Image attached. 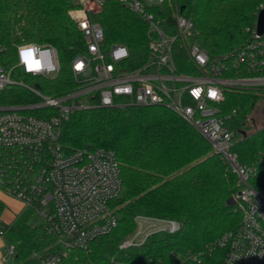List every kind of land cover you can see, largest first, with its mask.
Masks as SVG:
<instances>
[{"label": "built area", "instance_id": "built-area-1", "mask_svg": "<svg viewBox=\"0 0 264 264\" xmlns=\"http://www.w3.org/2000/svg\"><path fill=\"white\" fill-rule=\"evenodd\" d=\"M120 1L147 24L145 60L131 61L125 44H104V30L94 19L104 0H78L79 6L68 13L86 48L71 62L74 90L54 96L33 80L13 77L16 67L33 79L57 77L61 61L52 45L21 43L15 50L17 64L0 65V90L18 85L32 96L29 101L0 105V192L41 216L62 247L59 252L34 253L33 264H64L68 250H89L94 240L118 225L111 202L123 184L115 152L88 146L68 151L61 131L77 110L129 106L168 108L211 144L236 177L234 206L241 217L215 246L223 250L224 264H264V188L254 186L257 166L240 162L234 131L226 122L229 114L222 111L226 90L264 89V32L258 33L256 21L243 44L211 55L196 40L194 21L178 5L172 33L153 11L167 0ZM258 164L264 167V154ZM142 221L156 227L138 242L127 237L120 248L141 246L152 234L175 233L181 227L168 218L138 216L137 223ZM5 233L2 226L0 236ZM4 251L11 259L17 253L14 244H6Z\"/></svg>", "mask_w": 264, "mask_h": 264}, {"label": "trees", "instance_id": "trees-1", "mask_svg": "<svg viewBox=\"0 0 264 264\" xmlns=\"http://www.w3.org/2000/svg\"><path fill=\"white\" fill-rule=\"evenodd\" d=\"M264 0H167L153 11L175 33V6L195 24L196 40L211 55L243 44L257 21ZM78 0H0V65L17 64L16 46L34 42L52 45L59 53L61 71L49 79L27 75L19 67L13 77L37 82L50 95L75 89L71 62L86 43L69 16ZM104 30V44H125L131 61L146 59L147 24L120 0H104L94 16ZM250 29V30H249ZM26 89L13 85L0 90V105L29 101ZM97 100V99H95ZM264 89L226 90L222 105L226 122L234 131V150L242 164L257 166L254 186L264 188V117H257ZM260 123V124H259ZM61 142L68 151L105 147L115 152L123 191L111 205L118 225L91 243L89 250L67 251L64 264H224V252L215 246L227 231L235 229L240 215L228 204L236 190V177L191 125L168 108L94 107L77 110L63 123ZM6 208L0 198V229L5 244L16 246L13 264H33L34 253L61 251L57 237L45 229V220L25 208L12 223L2 224ZM140 215L176 220L175 233L152 234L143 245L120 248L138 226Z\"/></svg>", "mask_w": 264, "mask_h": 264}, {"label": "crops", "instance_id": "crops-1", "mask_svg": "<svg viewBox=\"0 0 264 264\" xmlns=\"http://www.w3.org/2000/svg\"><path fill=\"white\" fill-rule=\"evenodd\" d=\"M0 198H2V200L6 204V208L2 214L1 220L4 222V224L12 223L17 217V215H19L24 210L25 207L20 201L10 196H7L6 194L1 192H0ZM3 217L4 218L6 217L5 218L6 220H4ZM4 244H5V240L3 237L0 236V264H5L6 261L3 256Z\"/></svg>", "mask_w": 264, "mask_h": 264}, {"label": "rangeland", "instance_id": "rangeland-1", "mask_svg": "<svg viewBox=\"0 0 264 264\" xmlns=\"http://www.w3.org/2000/svg\"><path fill=\"white\" fill-rule=\"evenodd\" d=\"M256 114L258 115L257 117H260V116L264 117V101L263 100L259 101ZM5 218L3 217L4 220H6ZM1 223L3 224L4 222L1 220ZM154 227H156V225H154L152 222H147V221L139 222L135 231L131 233L128 238H132L134 242H138L142 240V238L146 235V233L150 231L151 229H153ZM3 256H4V259L6 260L5 264H13V260L7 253H5V251L3 252Z\"/></svg>", "mask_w": 264, "mask_h": 264}, {"label": "water", "instance_id": "water-1", "mask_svg": "<svg viewBox=\"0 0 264 264\" xmlns=\"http://www.w3.org/2000/svg\"><path fill=\"white\" fill-rule=\"evenodd\" d=\"M184 9V7H181V11ZM257 31L258 33L264 32V9L260 10L257 17ZM228 204L230 206H234L236 204V201L234 197H230L228 199Z\"/></svg>", "mask_w": 264, "mask_h": 264}]
</instances>
